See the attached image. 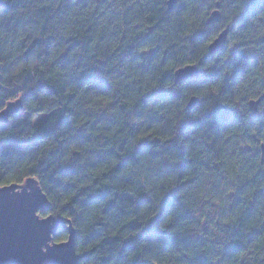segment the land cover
<instances>
[{
	"label": "clouds",
	"instance_id": "obj_1",
	"mask_svg": "<svg viewBox=\"0 0 264 264\" xmlns=\"http://www.w3.org/2000/svg\"><path fill=\"white\" fill-rule=\"evenodd\" d=\"M0 181L2 264H264V0H0Z\"/></svg>",
	"mask_w": 264,
	"mask_h": 264
},
{
	"label": "water",
	"instance_id": "obj_2",
	"mask_svg": "<svg viewBox=\"0 0 264 264\" xmlns=\"http://www.w3.org/2000/svg\"><path fill=\"white\" fill-rule=\"evenodd\" d=\"M5 186L0 185V188H4ZM10 193V189L0 191V244L14 241L22 243L31 227L35 231H39L42 227L44 228V231L41 232L40 239L37 241V243H42L47 238V231L54 232L62 225L59 217H49L47 220L37 221L35 217L31 216V208L40 206L43 209V207H47L42 197L39 198V201H33L28 207H25L22 201L20 204H17L15 198ZM39 213L37 211L36 215L39 216ZM40 218L46 219V215ZM62 243H64V240L55 241L50 245L59 247ZM56 251V248L49 249L50 254H54Z\"/></svg>",
	"mask_w": 264,
	"mask_h": 264
},
{
	"label": "trees",
	"instance_id": "obj_3",
	"mask_svg": "<svg viewBox=\"0 0 264 264\" xmlns=\"http://www.w3.org/2000/svg\"><path fill=\"white\" fill-rule=\"evenodd\" d=\"M9 183H10L9 181H0V185H8ZM40 215L43 216V215H46V214H41L40 213ZM62 240L63 239L61 237H59V236L54 238V241H62Z\"/></svg>",
	"mask_w": 264,
	"mask_h": 264
},
{
	"label": "rangeland",
	"instance_id": "obj_4",
	"mask_svg": "<svg viewBox=\"0 0 264 264\" xmlns=\"http://www.w3.org/2000/svg\"><path fill=\"white\" fill-rule=\"evenodd\" d=\"M9 107H10V109H11L13 106L10 105ZM39 216H40V217H43V216L40 215V213H39ZM54 242H55V241H54V239H53V240H51L49 243L52 244V243H54Z\"/></svg>",
	"mask_w": 264,
	"mask_h": 264
}]
</instances>
